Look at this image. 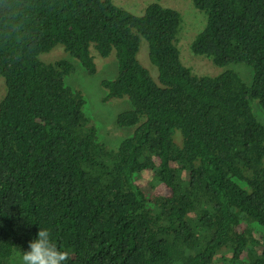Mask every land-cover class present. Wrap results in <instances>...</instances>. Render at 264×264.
Returning a JSON list of instances; mask_svg holds the SVG:
<instances>
[{
  "label": "trees",
  "instance_id": "1",
  "mask_svg": "<svg viewBox=\"0 0 264 264\" xmlns=\"http://www.w3.org/2000/svg\"><path fill=\"white\" fill-rule=\"evenodd\" d=\"M193 3L206 18L191 49L226 66L215 76L182 61L177 8L0 0V264H21L39 228L65 264H264V0ZM59 44L90 75L92 46L115 55L101 102L129 103L117 146L66 83L71 58L41 59Z\"/></svg>",
  "mask_w": 264,
  "mask_h": 264
},
{
  "label": "rangeland",
  "instance_id": "2",
  "mask_svg": "<svg viewBox=\"0 0 264 264\" xmlns=\"http://www.w3.org/2000/svg\"><path fill=\"white\" fill-rule=\"evenodd\" d=\"M115 3L128 11L141 15L145 11V7L150 3L157 1L164 6H170L177 8L182 15L183 29L181 31L180 40L178 41V47L180 49L181 59L186 64L193 68V70L199 74L218 75L222 71L226 70V66H217L212 61L204 56H199L193 53L191 49V43L198 33V26L202 27L205 24L200 14L204 15L193 3V0H114ZM206 18V16L204 15ZM202 29V28H200ZM197 31V32H196ZM183 32V34H182ZM194 34V35H193ZM91 53L95 57L97 64V72L94 75L88 74V72L81 66L78 60L71 57V55L64 51V46L59 44L50 52L43 53L40 57L43 58L47 63L56 62L59 59L71 58L75 65L74 71L67 75L65 81L70 84L73 88L81 89L88 99V103L94 104L99 111L97 117V123L99 128L100 137L106 138L103 142L110 147L117 146L124 136L127 134V127H119L117 125L118 114L129 107V103L126 100L117 101L115 99L109 102L102 103V98L105 94L102 80L105 78H114L117 73L115 55L112 54L108 57H102L97 50L92 46ZM140 62L150 70L155 69L148 59V42L142 37L140 51L138 53ZM71 62V63H72ZM240 66H246L245 64H235L234 68L245 78L252 76V73L243 69ZM248 67V66H246ZM250 68V67H248ZM251 69V68H250ZM153 72V70H152ZM7 91L5 77L0 73V99ZM131 129V128H129ZM115 138V139H114ZM145 180L152 181L153 175L145 174ZM220 253L219 259L223 257Z\"/></svg>",
  "mask_w": 264,
  "mask_h": 264
},
{
  "label": "clouds",
  "instance_id": "3",
  "mask_svg": "<svg viewBox=\"0 0 264 264\" xmlns=\"http://www.w3.org/2000/svg\"><path fill=\"white\" fill-rule=\"evenodd\" d=\"M70 257L71 252L63 247L59 248L47 228H39L36 238L29 241L28 249L22 251L20 259L21 264H65Z\"/></svg>",
  "mask_w": 264,
  "mask_h": 264
},
{
  "label": "bare ground",
  "instance_id": "4",
  "mask_svg": "<svg viewBox=\"0 0 264 264\" xmlns=\"http://www.w3.org/2000/svg\"><path fill=\"white\" fill-rule=\"evenodd\" d=\"M15 88H16V87H15ZM15 88H14V89H15ZM15 92H16V91H15ZM19 95H20V94H19ZM18 97H20V96H18ZM18 99H19V98H18ZM22 101H23V100H22ZM19 102H20V99H19ZM19 102H18V103H19ZM25 102H26V101H25ZM261 219H262V218H261ZM263 219H264V218H263ZM256 223H257V221H256ZM263 223H264V220H263ZM257 224H258V223H257ZM258 225H262V224H258ZM258 225H257V226H258ZM130 231H131V230H130ZM128 233H129V232H128ZM129 238H130V237H129ZM129 238H128V239H129ZM125 239H126V238H125ZM155 240H156V239H155ZM129 241H130V240H129ZM130 242H131V241H130ZM156 242H158V241H155V243H156ZM129 244H130V243H129ZM131 244H132V243H131ZM123 245H124V244H123ZM127 245H128V244H127ZM118 246H119V244H118ZM128 246H129V245H128ZM128 246H127V247H128ZM124 248H125V247H123L122 249H124ZM126 249H127V248H126ZM123 251H124V250H123ZM120 252H121V251H120ZM126 252H127V251H125V253H126ZM135 261H136V260H135ZM135 263H136V262H135Z\"/></svg>",
  "mask_w": 264,
  "mask_h": 264
}]
</instances>
